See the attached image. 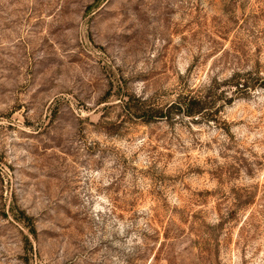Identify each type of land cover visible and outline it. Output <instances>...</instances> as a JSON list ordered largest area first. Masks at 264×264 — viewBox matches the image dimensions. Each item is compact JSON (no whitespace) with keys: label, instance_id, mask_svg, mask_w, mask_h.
Segmentation results:
<instances>
[{"label":"rangeland","instance_id":"374dc122","mask_svg":"<svg viewBox=\"0 0 264 264\" xmlns=\"http://www.w3.org/2000/svg\"><path fill=\"white\" fill-rule=\"evenodd\" d=\"M236 72L264 81V0H0V264H264V87L121 104Z\"/></svg>","mask_w":264,"mask_h":264},{"label":"trees","instance_id":"16d2710c","mask_svg":"<svg viewBox=\"0 0 264 264\" xmlns=\"http://www.w3.org/2000/svg\"><path fill=\"white\" fill-rule=\"evenodd\" d=\"M250 73L243 74L236 72L230 79L223 82L215 81L204 92L198 94H188L180 101L174 103L167 108L154 109L147 103L138 98H130V100H122V108L125 112L130 113L133 117L142 119L150 123L153 120L170 119L176 116H183L191 119L202 118L207 121H214L216 114L219 112L217 108L218 97L216 90L222 86L235 87V92L250 91L256 87L255 83H260L262 78H250ZM260 87H264V81L260 83ZM232 98L229 100L231 102ZM33 232V231H32Z\"/></svg>","mask_w":264,"mask_h":264}]
</instances>
